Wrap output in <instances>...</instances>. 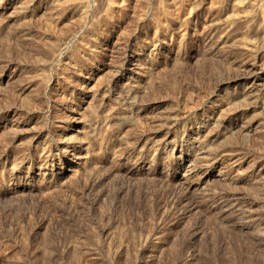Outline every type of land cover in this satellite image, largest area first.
<instances>
[{
    "label": "rangeland",
    "instance_id": "1",
    "mask_svg": "<svg viewBox=\"0 0 264 264\" xmlns=\"http://www.w3.org/2000/svg\"><path fill=\"white\" fill-rule=\"evenodd\" d=\"M242 1L0 0V264H264Z\"/></svg>",
    "mask_w": 264,
    "mask_h": 264
},
{
    "label": "bare ground",
    "instance_id": "2",
    "mask_svg": "<svg viewBox=\"0 0 264 264\" xmlns=\"http://www.w3.org/2000/svg\"><path fill=\"white\" fill-rule=\"evenodd\" d=\"M242 1V0H241ZM243 2V1H242ZM246 96V95H245ZM255 99V98H254ZM262 113V112H261ZM213 125H215V124H213Z\"/></svg>",
    "mask_w": 264,
    "mask_h": 264
}]
</instances>
